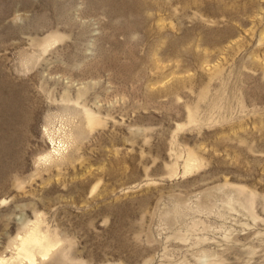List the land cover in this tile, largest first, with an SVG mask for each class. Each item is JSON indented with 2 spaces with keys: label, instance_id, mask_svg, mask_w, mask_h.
<instances>
[{
  "label": "rangeland",
  "instance_id": "obj_1",
  "mask_svg": "<svg viewBox=\"0 0 264 264\" xmlns=\"http://www.w3.org/2000/svg\"><path fill=\"white\" fill-rule=\"evenodd\" d=\"M0 264H264V0H0Z\"/></svg>",
  "mask_w": 264,
  "mask_h": 264
},
{
  "label": "bare ground",
  "instance_id": "obj_2",
  "mask_svg": "<svg viewBox=\"0 0 264 264\" xmlns=\"http://www.w3.org/2000/svg\"><path fill=\"white\" fill-rule=\"evenodd\" d=\"M65 136H67L66 137L67 140H65ZM65 136H64V139L60 140V142H59V144L57 146V149H56L57 156L61 155L64 158L66 157L65 156V151L67 149H69L68 147L70 145L72 146V144L76 141V138H74L75 136H73V135H69L68 136L67 134H65ZM68 137H69V139H68ZM50 139H51L52 144L55 145L54 146V148H55L56 144L54 142V137L50 136ZM48 158H51V157H48ZM39 244L40 245L42 244V239L36 233L30 234V236L27 237L26 239H24V241H23V246H27V247H25V251L27 253V257H28V259L31 262H35L36 258H35L34 254H33L32 248H30V247H31V245H39ZM50 251H51L50 246H48L46 244V252L44 253V256H48L50 254Z\"/></svg>",
  "mask_w": 264,
  "mask_h": 264
}]
</instances>
